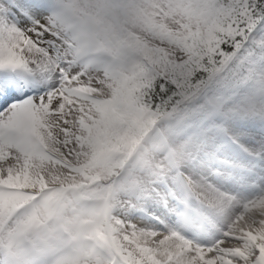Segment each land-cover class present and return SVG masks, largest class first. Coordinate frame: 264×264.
<instances>
[{
	"label": "snow or ice",
	"instance_id": "obj_1",
	"mask_svg": "<svg viewBox=\"0 0 264 264\" xmlns=\"http://www.w3.org/2000/svg\"><path fill=\"white\" fill-rule=\"evenodd\" d=\"M0 264H264V0H0Z\"/></svg>",
	"mask_w": 264,
	"mask_h": 264
}]
</instances>
